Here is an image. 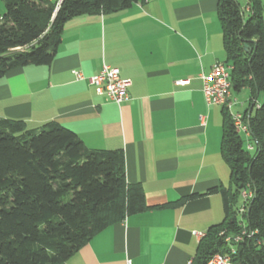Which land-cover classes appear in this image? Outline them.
<instances>
[{
    "label": "crops",
    "instance_id": "crops-1",
    "mask_svg": "<svg viewBox=\"0 0 264 264\" xmlns=\"http://www.w3.org/2000/svg\"><path fill=\"white\" fill-rule=\"evenodd\" d=\"M217 3L146 0L73 17L50 65L0 78V118L28 127L54 121L88 149L119 150L126 182L143 189L147 209L107 226L60 264H190L206 230L222 221L221 193L208 192L229 187L221 106L206 104L199 77L225 61ZM103 64L131 81L120 105L72 73L89 77Z\"/></svg>",
    "mask_w": 264,
    "mask_h": 264
},
{
    "label": "trees",
    "instance_id": "trees-1",
    "mask_svg": "<svg viewBox=\"0 0 264 264\" xmlns=\"http://www.w3.org/2000/svg\"><path fill=\"white\" fill-rule=\"evenodd\" d=\"M0 78L26 65H50L69 19L116 12L146 0H1ZM224 63L231 92L248 88L241 111L247 141L221 106V155L229 187L219 191L223 219L201 237L194 260L228 253L225 236H250L234 245L233 264H264V23L260 0H218ZM261 95V100L257 96ZM250 192L244 198L242 192ZM199 196L193 193L175 203ZM244 210L237 217L238 197ZM166 205L157 206L162 208ZM143 189L125 179L119 150L88 149L77 135L50 121L28 127L0 118V264H60L91 237L125 216L147 209Z\"/></svg>",
    "mask_w": 264,
    "mask_h": 264
},
{
    "label": "built area",
    "instance_id": "built-area-1",
    "mask_svg": "<svg viewBox=\"0 0 264 264\" xmlns=\"http://www.w3.org/2000/svg\"><path fill=\"white\" fill-rule=\"evenodd\" d=\"M62 0H56L55 9H57ZM230 70L231 66L224 62H217L210 68L208 73H200L199 77L203 83V95L207 105H218L226 107L234 120V124L238 131L243 135H249L248 126L242 120L241 111L233 112L231 107L235 104L234 98H232L231 82H230ZM74 77L78 80L86 79L90 85H93L95 92L99 95L106 96L107 99L113 101L117 105H120L128 99V87L131 84L130 79L120 76L119 69L116 67L103 64L100 71L92 76L85 77L80 71L73 70ZM186 81L178 80L177 84H183ZM251 149V146H247ZM244 198L250 197V192H242ZM244 210L240 208V212ZM246 231H242L240 234L227 235L225 241L229 243L228 253H215L213 254L205 264H233L230 255L234 253L235 243L241 241L244 236H250Z\"/></svg>",
    "mask_w": 264,
    "mask_h": 264
},
{
    "label": "rangeland",
    "instance_id": "rangeland-1",
    "mask_svg": "<svg viewBox=\"0 0 264 264\" xmlns=\"http://www.w3.org/2000/svg\"><path fill=\"white\" fill-rule=\"evenodd\" d=\"M238 2L241 4V6H244V4L246 3V0H238ZM3 10H4V6H3L2 1L0 0V13H2ZM232 98H234L235 104L231 107V111H233V112H236L237 110L241 111L243 109V105H244V107H247V105H248V98H249L248 88H242L240 91L234 92ZM257 100L258 101L261 100V95L257 96ZM247 144H248V141L244 136L243 137V146L246 147ZM242 204H243V198L240 196L237 198L235 205H234V208L239 210L242 207ZM236 214H237L238 218L241 217L240 210L237 211Z\"/></svg>",
    "mask_w": 264,
    "mask_h": 264
}]
</instances>
